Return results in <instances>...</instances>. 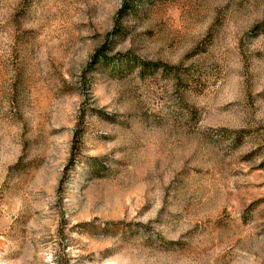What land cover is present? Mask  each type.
I'll return each instance as SVG.
<instances>
[{"label": "rangeland", "instance_id": "1", "mask_svg": "<svg viewBox=\"0 0 264 264\" xmlns=\"http://www.w3.org/2000/svg\"><path fill=\"white\" fill-rule=\"evenodd\" d=\"M0 264H264V0H0Z\"/></svg>", "mask_w": 264, "mask_h": 264}]
</instances>
